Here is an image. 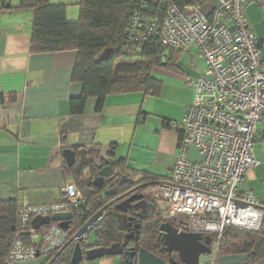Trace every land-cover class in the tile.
Here are the masks:
<instances>
[{"label":"built area","instance_id":"2783aa9c","mask_svg":"<svg viewBox=\"0 0 264 264\" xmlns=\"http://www.w3.org/2000/svg\"><path fill=\"white\" fill-rule=\"evenodd\" d=\"M200 1L182 11L154 0L156 10L150 12L149 0H136L125 42L154 40L177 52L196 47L206 64L202 76L185 78L194 99L180 123H167L180 135L179 154L170 177L154 187L150 198L162 206V223L178 234L212 237L214 258L200 264H217L227 227L260 232L264 226L262 201L241 190L259 165L255 142L264 131L263 44L248 22L247 9L255 2L264 10V0ZM95 164L101 167L98 160ZM85 174L90 177L89 171ZM62 195L59 204L21 206L19 234L7 264L52 259L68 244L67 232L58 225L41 234L32 227L37 216L85 210L87 198L74 181L64 185ZM27 237L31 243L24 242ZM80 242L91 245L93 239L86 235Z\"/></svg>","mask_w":264,"mask_h":264},{"label":"crops","instance_id":"0c3cea01","mask_svg":"<svg viewBox=\"0 0 264 264\" xmlns=\"http://www.w3.org/2000/svg\"><path fill=\"white\" fill-rule=\"evenodd\" d=\"M50 2L68 5V21L78 20L71 6L80 0ZM18 5L19 0H14V7ZM247 19L263 44L264 58V10L252 2ZM33 20L30 11L4 10L0 0V201L18 200L32 207L59 204L70 180L66 149L93 151L110 165L124 162L133 177L147 174L167 180L180 143L179 133L167 123H180L194 99L193 89L178 84L206 71L197 48L182 52L173 67L154 69V76L161 72L170 80H161L160 95L110 96L102 112L97 100L90 99L85 113L74 116L70 102L83 90L72 82L79 52L32 55ZM255 156L259 165L241 190L252 191L264 205V131L255 142ZM85 264H122V259L107 257Z\"/></svg>","mask_w":264,"mask_h":264},{"label":"trees","instance_id":"16d2710c","mask_svg":"<svg viewBox=\"0 0 264 264\" xmlns=\"http://www.w3.org/2000/svg\"><path fill=\"white\" fill-rule=\"evenodd\" d=\"M149 1L150 8H152L150 12H152L156 10L157 5L154 4V0ZM2 2L3 9L6 11L16 9L33 13L30 49L32 55L65 51L79 52V58L72 73V82L81 84L83 90L81 96L70 102L71 113L74 116L85 113L90 99L97 100V110L102 112L104 103L110 96L133 93L160 95L163 82L153 75L154 69L173 67L175 59L179 58L182 53L170 50L154 40L134 45L126 44L127 30L136 0H80L77 4L80 13L76 22L68 21V5H55L50 0H19L18 7H14V0H2ZM164 2L182 11L201 3L200 0H164ZM107 50L113 51L110 57L99 60V57ZM73 150L78 152L80 149ZM94 154L93 151H88V156L94 161L98 160L101 167L93 162L85 166L80 173L71 168L66 170L68 177L75 180L74 182L87 198L85 210L80 214L73 212L70 230L66 231L69 236L68 243L90 218L124 193L123 187H119L116 180H107L104 189L93 186V181L98 177L100 170L110 165L101 161L98 154ZM123 163L110 165L114 173L118 175L117 178L121 175L131 177L127 174ZM86 171L90 172V177L86 176ZM142 177L156 183L162 182L157 176L144 174ZM114 188L117 189L116 196L105 195L106 191ZM22 205L18 200L0 201V264L8 263L18 237V218ZM134 212V208L129 210L127 218L134 216ZM118 218H123V214L116 209L115 205L110 206L104 218L91 232L94 234L93 241L98 240V244L94 245L93 242L91 245H84L81 243L82 247L88 250L92 247L109 248L115 244L126 247L135 246V252L145 249L167 261L162 252L159 235V230L164 225L160 208L157 213L139 222L141 229L138 241L136 238L128 239L125 224L118 222ZM56 225L58 224L52 223L41 227L37 232L41 234ZM24 242L31 243V239L27 237ZM75 245V242L71 243L54 264H71ZM237 255L249 256V264H257L264 260V226L260 232L236 227L225 229L218 250V258ZM119 258L122 259V264H134L135 261V258L127 254ZM52 259H47L45 264Z\"/></svg>","mask_w":264,"mask_h":264},{"label":"water","instance_id":"95a60500","mask_svg":"<svg viewBox=\"0 0 264 264\" xmlns=\"http://www.w3.org/2000/svg\"><path fill=\"white\" fill-rule=\"evenodd\" d=\"M112 52V50H107L101 55L99 60H105L109 58ZM63 155L67 166L77 173H80L85 166L95 162L93 158L88 156V151L85 149H81L78 152L73 149H66L64 150ZM117 177L118 175L114 173L113 167L110 165L106 166L100 170L98 177L93 181V186L98 189H104L106 186V181L109 179L118 181L119 187H124L126 185L132 186L135 183L134 179L127 175H121L119 178ZM158 184L159 183H156L152 186H157ZM105 195L109 197L116 196L117 189L114 188L106 191ZM128 195L129 193L117 197L111 203L103 207L92 218H90L74 235L71 241L48 264H54L58 257L69 247L71 243L74 242L76 243V245L72 255L71 264L94 262L107 257H122L124 254L135 256L134 264H200L201 257L203 255L212 254V237H205L201 234H178L173 228L168 225H163L160 228L161 241L163 246L166 248V252L169 256H171L174 251L178 253L180 262L174 261L173 259H170L169 262H167L161 258H158L145 249H140L138 253H136L134 249H129L126 251V247L121 244H115L109 248L92 247L88 250H85L82 247L80 240L84 236L91 234L93 229L104 218L105 212L110 206L115 205L116 209L121 214L125 215L129 210L133 208L132 204L134 202L140 201L143 198L142 196H132L128 199H125ZM140 204L142 203H138V206ZM124 217L126 218V216ZM120 219L121 218H118L117 221L120 222ZM72 220V213H56L52 216H37L32 221V227L34 230H39L41 227L56 223L62 230L69 231ZM129 220L131 222L132 233L128 235V238H132L135 234L140 233L141 224H133V220ZM93 242L94 245L98 244V240H94ZM217 264H249V256L237 255L220 257L218 258ZM257 264H264V260L258 262Z\"/></svg>","mask_w":264,"mask_h":264},{"label":"flooded vegetation","instance_id":"af4514ba","mask_svg":"<svg viewBox=\"0 0 264 264\" xmlns=\"http://www.w3.org/2000/svg\"><path fill=\"white\" fill-rule=\"evenodd\" d=\"M131 178L134 179L135 183L132 186L126 185L123 187V192H124L123 195L129 193V195L125 199H128L132 196H142L143 198L140 201H136L132 204L133 208L135 209L134 216H130L127 218L126 216L127 214H125L123 215V218L120 219V223L125 224V227L128 231L127 233L128 235L132 233V228H131L130 220H126V218L132 219L133 224H136V223L141 222L142 220L148 219L153 213L155 212L157 213V211L159 210V207L150 198V193L155 187L152 185L156 184V182L151 181V180H145L143 177H137V176L136 177L131 176ZM138 203H142V204L138 206ZM124 216H126V218ZM135 238H136V241H138L139 234H135L134 237L128 238V239L133 240ZM160 242L162 245V252L165 254L164 257L165 259H167V262H169L170 259L180 262L179 255L177 252L174 251L171 256L168 255V253L166 252V248L162 244L161 237H160ZM129 249H134L135 251V246L125 248L126 251ZM131 257L135 258V256H131Z\"/></svg>","mask_w":264,"mask_h":264},{"label":"rangeland","instance_id":"374dc122","mask_svg":"<svg viewBox=\"0 0 264 264\" xmlns=\"http://www.w3.org/2000/svg\"><path fill=\"white\" fill-rule=\"evenodd\" d=\"M71 9H73L76 13H80V9H79V6H77V4L75 5H72L71 6ZM79 18V17H78ZM98 56H100V55H98ZM187 56H184V59L187 61ZM185 64V63H184ZM191 67H193V66H191ZM156 76V78L157 79H160V80H162V81H164V80H167L168 82H170V80H168L167 78H166V76L165 75H163V74H161V72H158V73H156L155 74ZM184 84V85H183ZM179 85V87L181 86V88L182 87H186V88H188L187 86H186V84H185V81H184V83H182V85H180V84H178ZM69 181H75V180H73V178L72 179H70ZM162 206H159V208H161ZM90 237L92 238V239H94V234L93 233H91L90 234ZM212 249L215 251L216 250V244L215 243H213V245H212ZM214 253L215 252H213V254H211V255H203L202 257H201V263H207V262H209V261H211V260H213V258H214ZM46 261H47V259L45 258V257H41V258H39V260H37V261H35L37 264H45L46 263ZM34 263V262H33Z\"/></svg>","mask_w":264,"mask_h":264}]
</instances>
